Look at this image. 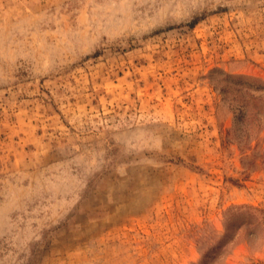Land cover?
I'll return each mask as SVG.
<instances>
[{
  "label": "rangeland",
  "instance_id": "1",
  "mask_svg": "<svg viewBox=\"0 0 264 264\" xmlns=\"http://www.w3.org/2000/svg\"><path fill=\"white\" fill-rule=\"evenodd\" d=\"M0 264H264V0H0Z\"/></svg>",
  "mask_w": 264,
  "mask_h": 264
}]
</instances>
